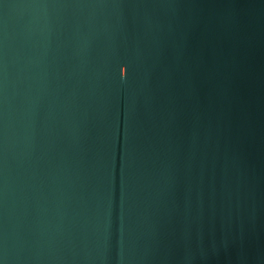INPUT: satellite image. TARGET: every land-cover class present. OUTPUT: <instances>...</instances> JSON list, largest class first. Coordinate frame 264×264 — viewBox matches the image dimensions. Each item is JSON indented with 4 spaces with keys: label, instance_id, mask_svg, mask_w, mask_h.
Returning <instances> with one entry per match:
<instances>
[{
    "label": "water",
    "instance_id": "obj_1",
    "mask_svg": "<svg viewBox=\"0 0 264 264\" xmlns=\"http://www.w3.org/2000/svg\"><path fill=\"white\" fill-rule=\"evenodd\" d=\"M223 0H0V264H167Z\"/></svg>",
    "mask_w": 264,
    "mask_h": 264
}]
</instances>
